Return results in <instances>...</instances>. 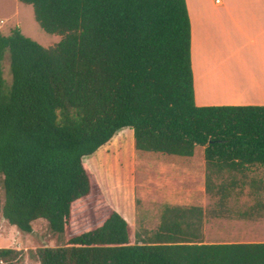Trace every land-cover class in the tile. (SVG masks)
Wrapping results in <instances>:
<instances>
[{"label": "trees", "instance_id": "obj_1", "mask_svg": "<svg viewBox=\"0 0 264 264\" xmlns=\"http://www.w3.org/2000/svg\"><path fill=\"white\" fill-rule=\"evenodd\" d=\"M18 2L60 37L42 47L17 28L0 32L1 216L24 233L43 220L62 238L28 256L38 264H264V242H204L211 176L264 167V106L195 105L185 0ZM124 129L136 161L188 173L202 171L198 156L204 162L205 189L184 207L166 206L152 230L133 232L83 163ZM103 164L110 191L131 184L127 149L121 170L118 158ZM239 183L220 184L218 201ZM253 209L242 218L253 219ZM22 262L20 250L0 248V264Z\"/></svg>", "mask_w": 264, "mask_h": 264}, {"label": "crops", "instance_id": "obj_2", "mask_svg": "<svg viewBox=\"0 0 264 264\" xmlns=\"http://www.w3.org/2000/svg\"><path fill=\"white\" fill-rule=\"evenodd\" d=\"M5 2L6 0H0L2 6L6 5ZM17 3L13 11L16 15L19 12L18 5H23ZM185 4L190 23V58L195 105L197 107L264 106V0H220L218 5L214 0H185ZM0 22H3L2 25L5 24L3 20ZM32 30L36 33L35 25ZM20 31L27 37L22 30ZM49 39L48 47L55 45L60 37L50 35ZM210 91L217 93H209ZM117 137L123 141L124 146L129 141L133 155L132 130L124 129L116 133L111 140ZM109 143L100 147L90 157L84 158L83 163L96 175L107 203L133 228L136 217L131 212L130 197L135 187L134 177L131 181L128 201L123 202L114 194L112 196L101 170V166L107 161V156L104 155L107 153L105 151ZM200 169L204 173V162L203 168ZM252 169L256 168H251L245 173ZM263 169L264 167H259V170ZM238 176L241 177L239 174ZM205 214L207 219L204 223V242L207 244L221 243L207 242L205 230L207 225H224L230 228L231 232L236 234L234 238L239 240L222 243L264 242V229L251 234L257 241L242 240L245 238L247 226L264 227L262 218L246 221L240 212H232L228 209L223 212L209 210V212L205 211Z\"/></svg>", "mask_w": 264, "mask_h": 264}, {"label": "rangeland", "instance_id": "obj_3", "mask_svg": "<svg viewBox=\"0 0 264 264\" xmlns=\"http://www.w3.org/2000/svg\"><path fill=\"white\" fill-rule=\"evenodd\" d=\"M17 2L18 0H6L5 6L0 4V20L5 21V24L2 25L0 31L1 34L6 36L11 29L17 28L19 31L22 30V32L27 35V38H33L34 41L42 47H48L47 43L50 42V35L44 33L34 21L33 11L30 6L18 5L19 12H17V15L13 14L14 5L15 3L18 4ZM9 8L11 9L9 10ZM33 25H35L36 33L32 30ZM1 70L5 84L6 86H9L11 84V74L9 69L8 52L5 53L1 62ZM209 93L217 92L210 91ZM109 142V146L105 151L107 153L104 155L105 157L107 156L109 162L115 164L116 158H118L121 170L125 149H127L130 155L131 181L135 173L138 174L139 190L137 194L139 203L137 205L134 203V189L130 197L132 207L131 212L132 214H135L136 217L134 227L132 228L133 232L138 231L140 228L152 230L158 225L161 212L166 206L184 207L189 203L192 192L203 191L205 189L206 171H204V173L179 172L173 166H163L158 163L136 161L134 160L133 155H131L129 141L126 142L125 146L123 145V141H120V138L118 137ZM195 161L196 166L203 168V161L200 156H198ZM255 168L256 169H252L245 173L243 178H239L238 175L232 176L233 174L228 173L219 176H211L209 184L210 194L205 193L202 200L205 208L204 211L209 212V210H214L223 212L228 209L229 211L240 212L243 214L253 207L254 209L250 211L254 213L252 215L253 219L245 220L256 221L257 219H264V169L259 170V167ZM101 170L110 189L109 180L107 178V166L105 168L101 166ZM232 179H235L238 182H243V184L239 183V185L233 189H229L230 195L228 199L220 203L218 201L219 195H217V189L220 184H228ZM130 187L131 184L125 185L120 189H114L110 192H112V196L114 194L117 199L126 202L128 201V195L130 194ZM2 202L3 176L0 174V248L20 250L23 253V262L21 264H38L28 256L29 252H34L38 248H53L62 245L61 236L52 233L43 220L36 221L33 224V230L31 233L21 232L15 227L9 225L1 216ZM205 222L206 221H204V223ZM263 229L264 227L247 226L245 229V238L242 240L257 241L256 237L251 236V234H256L257 230ZM205 230L207 233V242L222 243L239 241L234 238L236 234L231 232V229L226 228L224 225H207Z\"/></svg>", "mask_w": 264, "mask_h": 264}, {"label": "built area", "instance_id": "obj_4", "mask_svg": "<svg viewBox=\"0 0 264 264\" xmlns=\"http://www.w3.org/2000/svg\"><path fill=\"white\" fill-rule=\"evenodd\" d=\"M214 3L216 4V5H218V4H220V0H214ZM3 24V22H0V25H2Z\"/></svg>", "mask_w": 264, "mask_h": 264}, {"label": "bare ground", "instance_id": "obj_5", "mask_svg": "<svg viewBox=\"0 0 264 264\" xmlns=\"http://www.w3.org/2000/svg\"><path fill=\"white\" fill-rule=\"evenodd\" d=\"M248 81V80H247ZM235 82V81H234ZM241 82V81H240ZM245 85V84H244ZM241 87V86H240ZM235 89H237V88H235ZM238 94V93H237ZM210 98H212V97H210Z\"/></svg>", "mask_w": 264, "mask_h": 264}]
</instances>
